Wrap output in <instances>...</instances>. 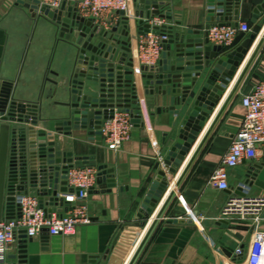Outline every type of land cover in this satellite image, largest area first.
Returning <instances> with one entry per match:
<instances>
[{
  "label": "crops",
  "instance_id": "0c3cea01",
  "mask_svg": "<svg viewBox=\"0 0 264 264\" xmlns=\"http://www.w3.org/2000/svg\"><path fill=\"white\" fill-rule=\"evenodd\" d=\"M18 1L0 0V92L4 82H12L17 98L42 100L47 115L58 119L68 113V109L58 102L68 99V84L78 57L77 46L60 37V29L53 19L42 12L34 15L28 6ZM168 2L170 5L165 9H171L174 21H181L180 27L201 32V35L189 37L204 35L209 23L207 0ZM263 2L240 0L239 24L247 21L253 31L260 27L262 30L264 16L256 24L251 19L255 7ZM136 11L133 0L127 13L132 38L130 56L134 57L133 71L141 106L132 108L142 115L144 125H134L131 138L116 151L92 140L88 130L74 129L70 136L60 135L63 150L73 151L77 156H95L97 164L114 169L116 185L103 191L96 184L89 197L91 221L80 225L76 233L49 234L46 241L42 235L31 239L27 264H235L236 250L242 248L247 253L254 240L257 226L254 219L226 215L223 209L231 195L236 194L239 187L243 188L252 166L257 165L259 170L245 187L251 195H264V148L258 160L245 161L230 169L231 189H219L212 182V176L243 123V94L264 76V34L258 40L259 34L254 32L258 47H255L241 77L213 113L212 123L171 194L164 202L163 198L159 200L147 216L148 209L143 206L159 171L167 173L170 183L180 171L179 168L171 177L169 168L172 163L167 155L187 108L179 115H173L165 111L170 106V96L145 93L141 66L157 64L163 48L152 64L142 61L141 43L150 34H138ZM120 19L118 11L110 13L102 20L104 26H100L110 30ZM145 22L152 26L167 24L159 16ZM243 41L239 35L235 48ZM233 49L225 48L228 51ZM159 108L163 111L159 112ZM30 194L37 195L36 190L30 189ZM188 209L194 212L203 229L190 219ZM151 219L153 222L148 226ZM259 228L264 230V214ZM17 247L15 244L11 255L16 253ZM10 262L8 259L5 264Z\"/></svg>",
  "mask_w": 264,
  "mask_h": 264
},
{
  "label": "water",
  "instance_id": "95a60500",
  "mask_svg": "<svg viewBox=\"0 0 264 264\" xmlns=\"http://www.w3.org/2000/svg\"><path fill=\"white\" fill-rule=\"evenodd\" d=\"M27 1L19 0L18 3L28 6L34 15L42 12L53 19L60 29V37L77 46L78 57L68 84V99L58 102L68 109V113L58 119L47 115L42 100L17 98L14 83L6 81L2 86L0 221L14 218L16 214L21 216L20 198L29 195L30 189L36 190L40 205L51 215L59 203L63 204L60 194L73 191L67 187L66 172L75 165L97 166L99 190L106 191L116 185L114 169L106 164H97L95 156H77L73 151L63 150L61 134L70 136L74 129L88 130L90 138L103 145L102 124L114 117L116 109L131 112L135 126L144 125L142 115L132 108L134 105L141 106V103L134 78V57L130 56L132 38L127 11L119 10L120 21L107 30L97 25L94 19L79 15L76 6L69 2L64 1L59 9H52L40 0ZM207 1L209 23L204 35L189 37L201 35V32L180 27L181 21H174L171 9H165L170 5L168 0H134L138 34L144 35L153 30L163 36L160 61L141 66L145 93L170 96V106L165 111L173 115H179L187 108L167 155L172 163L169 168L171 177L210 124L213 113L233 80L240 75L247 56L255 46V34L231 51L225 50L223 45H212L208 31L211 26L239 27L240 0ZM153 16L165 19L167 24L152 26L145 22ZM263 16L264 2L255 7L252 23H258ZM258 170L257 165L252 166L243 184H250ZM169 186L167 173L159 171L143 206L148 209L147 216L164 198ZM236 194L243 196V188L239 187ZM142 212H145L144 209ZM41 235L46 241L49 230L44 229ZM22 238L16 253L9 255L11 262L8 264L28 263V242L31 239ZM233 262L240 264L242 257H234Z\"/></svg>",
  "mask_w": 264,
  "mask_h": 264
},
{
  "label": "built area",
  "instance_id": "2783aa9c",
  "mask_svg": "<svg viewBox=\"0 0 264 264\" xmlns=\"http://www.w3.org/2000/svg\"><path fill=\"white\" fill-rule=\"evenodd\" d=\"M40 1L52 9H59L64 1L69 2L76 6L79 15L94 19L96 23H99V26L100 24L104 26L103 23L105 22L102 20L110 13L119 10H125L128 13L133 2V0ZM262 30L258 33L259 35ZM208 31L210 43L223 45L225 48H235L239 35H243V40H245L254 34L253 27L247 21L241 22L238 28L216 24L211 26ZM149 34L148 39L141 43L140 57L146 64H152L158 59L162 50L161 38L163 39V36L153 30ZM241 73L242 71L240 75ZM239 76L233 80L223 99L232 90ZM242 105L245 108L243 123L232 140L222 163L212 176V182L221 190L231 189L229 182L230 169L238 167L245 161L252 162L261 157V150L264 148V76L248 92L243 94ZM133 127L131 112L116 110L114 117L104 120L102 124V140L110 150L116 151L131 138ZM178 173L179 171L171 181L169 190ZM97 177L98 168L96 165H75L69 168L66 172L67 187L73 189V191L60 194V197L63 198V204L59 203L51 215L40 205L37 195L22 196L20 198L21 216L16 214L14 218H4L0 221V264L7 262L14 245L16 244L19 247V242L23 239V236L26 239H34L41 236L44 229H48L49 234L53 236L72 235L76 233L80 225L90 223L89 197L91 191L96 187ZM169 190L164 196L163 202L173 191V189ZM243 191L245 193L243 196L231 195L223 209V213L238 215L243 218L252 217L257 226L254 232V240L248 252L245 253L244 249L238 248L235 257H242L240 264H264V230L259 228V223L264 214V195L249 194L245 185H243ZM66 204L69 205L66 206ZM188 214L190 219L203 229L191 209H188ZM155 215L156 213L152 216V219ZM152 219L149 221L148 226L153 222Z\"/></svg>",
  "mask_w": 264,
  "mask_h": 264
},
{
  "label": "bare ground",
  "instance_id": "6f19581e",
  "mask_svg": "<svg viewBox=\"0 0 264 264\" xmlns=\"http://www.w3.org/2000/svg\"><path fill=\"white\" fill-rule=\"evenodd\" d=\"M264 34V28L262 30V33L259 35L258 37V40L262 38ZM261 41V40H260ZM258 42L255 44L254 48L252 49V51H250L249 55L247 56L246 60H245V63L243 64V68L242 70L244 69V67L246 66V64L250 61L251 57L253 56V53H254V50H255V47L257 46ZM258 47V46H257ZM243 73V72H242ZM241 77V76H240ZM139 92L140 94L142 95V86H141V82H140V79H139ZM214 117V116H213ZM212 121H213V118H212ZM211 122V121H210ZM212 123V122H211ZM210 123V124H211ZM208 127L209 125L207 126V128L205 129L204 133L201 135V137L198 139V141L196 142L195 146L193 147V149L191 150V152L188 154L186 160L184 161V163L182 164V166L180 167V171L176 177V179L173 181L172 185H171V188L169 191H171L172 189H174V187L176 186V183L178 182V179L179 177L181 176V174L184 172L185 168L187 167V165L189 164V162L191 161V159L193 158L197 148L199 147L204 135L206 134L207 130H208Z\"/></svg>",
  "mask_w": 264,
  "mask_h": 264
},
{
  "label": "rangeland",
  "instance_id": "374dc122",
  "mask_svg": "<svg viewBox=\"0 0 264 264\" xmlns=\"http://www.w3.org/2000/svg\"><path fill=\"white\" fill-rule=\"evenodd\" d=\"M260 31H261V27L258 28V29H256L254 32H255V33H259ZM254 70H255V69H253V72H252V73L250 74V76H249V81L252 80L251 77H252V75L254 74Z\"/></svg>",
  "mask_w": 264,
  "mask_h": 264
},
{
  "label": "trees",
  "instance_id": "16d2710c",
  "mask_svg": "<svg viewBox=\"0 0 264 264\" xmlns=\"http://www.w3.org/2000/svg\"><path fill=\"white\" fill-rule=\"evenodd\" d=\"M243 37V35H241ZM244 38V37H243Z\"/></svg>",
  "mask_w": 264,
  "mask_h": 264
}]
</instances>
